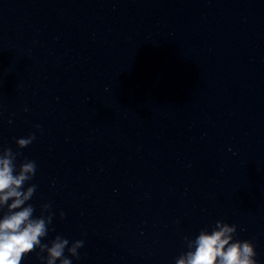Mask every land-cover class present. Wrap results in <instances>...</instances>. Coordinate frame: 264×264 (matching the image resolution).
<instances>
[{
	"label": "water",
	"instance_id": "obj_1",
	"mask_svg": "<svg viewBox=\"0 0 264 264\" xmlns=\"http://www.w3.org/2000/svg\"><path fill=\"white\" fill-rule=\"evenodd\" d=\"M4 148L72 264H176L217 220L264 264V0H0Z\"/></svg>",
	"mask_w": 264,
	"mask_h": 264
},
{
	"label": "clouds",
	"instance_id": "obj_2",
	"mask_svg": "<svg viewBox=\"0 0 264 264\" xmlns=\"http://www.w3.org/2000/svg\"><path fill=\"white\" fill-rule=\"evenodd\" d=\"M39 128V125H36ZM35 134L16 139L19 148H25L35 140ZM19 155L11 148H4L0 152V208L6 206L7 212L0 218V264H21L27 254L38 247L46 256H40L46 264H72V259H79L78 249L84 245L83 240L69 242L67 238L57 235L49 244L41 243L52 222L53 213L47 216L50 204H43L42 214L33 218V206H25L33 196L36 185L32 184L24 190L26 182L30 181L36 173L35 161L25 160L16 171L14 161ZM9 201H11L9 203ZM64 212H60L61 218ZM237 231L235 224H228L217 220L211 232L201 230L195 239L186 237L188 251L182 253L176 264H258L255 259L257 253L250 240H234ZM69 256H65V250Z\"/></svg>",
	"mask_w": 264,
	"mask_h": 264
}]
</instances>
